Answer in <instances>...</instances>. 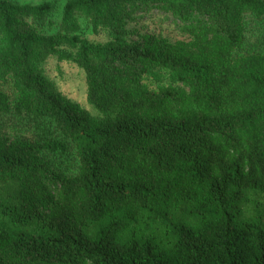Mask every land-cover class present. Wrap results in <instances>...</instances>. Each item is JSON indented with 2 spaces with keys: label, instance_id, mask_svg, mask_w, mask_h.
<instances>
[{
  "label": "trees",
  "instance_id": "1",
  "mask_svg": "<svg viewBox=\"0 0 264 264\" xmlns=\"http://www.w3.org/2000/svg\"><path fill=\"white\" fill-rule=\"evenodd\" d=\"M0 264H264V0H0Z\"/></svg>",
  "mask_w": 264,
  "mask_h": 264
},
{
  "label": "rangeland",
  "instance_id": "2",
  "mask_svg": "<svg viewBox=\"0 0 264 264\" xmlns=\"http://www.w3.org/2000/svg\"><path fill=\"white\" fill-rule=\"evenodd\" d=\"M21 2L38 3L44 0H20ZM64 0H59V6ZM161 14L152 15L150 19L143 20L139 25V31H153L160 33L161 35L175 39L177 37V32L174 26L168 21H163L161 19ZM57 19L55 16L53 20ZM56 20V21H57ZM91 34H88V37ZM45 74L52 81V83L66 95L71 100L80 104L85 108L91 115L96 116L95 111L92 110L91 106L86 100L85 91V76L81 69L70 64L59 62L56 59H50L45 65Z\"/></svg>",
  "mask_w": 264,
  "mask_h": 264
}]
</instances>
